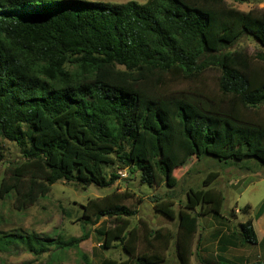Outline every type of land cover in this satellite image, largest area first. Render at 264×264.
<instances>
[{
  "label": "trees",
  "instance_id": "16d2710c",
  "mask_svg": "<svg viewBox=\"0 0 264 264\" xmlns=\"http://www.w3.org/2000/svg\"><path fill=\"white\" fill-rule=\"evenodd\" d=\"M226 1L0 0V135L22 156L2 178L0 198L14 195L24 209L59 180L108 187L118 178L108 166L139 171L142 185L174 187L172 172L189 149L197 159L254 158L264 166V53L231 49L242 37L264 46V10ZM209 71L214 87L205 82ZM217 176L209 171L201 188L188 189L175 235L141 219L131 227L137 210L124 203L126 192L81 205L83 218L108 222L101 246L118 242L126 255L97 264H163L173 238L179 264H190L199 216L221 218L224 197L209 187ZM172 204L159 201L156 210L173 218ZM238 236L257 243L252 219ZM86 238L1 233L0 247L38 255L53 245L48 260L57 262Z\"/></svg>",
  "mask_w": 264,
  "mask_h": 264
},
{
  "label": "rangeland",
  "instance_id": "374dc122",
  "mask_svg": "<svg viewBox=\"0 0 264 264\" xmlns=\"http://www.w3.org/2000/svg\"><path fill=\"white\" fill-rule=\"evenodd\" d=\"M85 1L118 4L127 1L145 3L147 0ZM226 3L241 11L264 10V0L250 3L227 0ZM231 49L252 56L264 53V46L249 37H242ZM213 74V71H209L205 76V82L209 87H214L215 84ZM180 86L185 87L188 84L183 82L175 85ZM261 113L264 114V107ZM21 158L17 144L0 135V184L8 173V167ZM116 168V166L106 168V174L115 171L118 175L114 183L108 187L95 185L83 187L72 181L59 180L50 186L44 197L24 209L16 207L14 195L5 199L0 198V234L21 233L36 235L42 239L50 237L54 240L87 234V238L79 243L77 249L63 251L57 262L48 260L53 245L47 252L38 255L29 252L23 245H10L6 249L0 247V264H97L104 257L125 259L126 255L118 242L107 249L101 246L100 233L108 225L107 220L105 218L95 220L93 215L83 218L81 205L111 192H126L129 196L124 203L137 210L129 219L131 227L138 225L141 219L146 222L149 229L170 230L175 235L178 230V211L185 205L186 192L190 187L201 188L202 181L209 171L218 172V176L209 187L219 191L224 197L220 209L221 218L216 219L211 213L199 216L197 229L190 243V264H217L222 258L238 264L255 261L264 264V211L259 213L260 204L264 201V166L254 158H245L236 164L226 165L223 161L211 157L197 159L189 149L185 163L172 172L177 179L174 187H166L164 184L142 185L139 171ZM121 171H125L126 176L122 177ZM167 199L173 202L171 205L173 218L156 210L157 202ZM198 211L197 207L194 213ZM247 219L253 221L258 237L256 244L240 243L239 224ZM162 253L163 264H179L175 252V238Z\"/></svg>",
  "mask_w": 264,
  "mask_h": 264
},
{
  "label": "built area",
  "instance_id": "2783aa9c",
  "mask_svg": "<svg viewBox=\"0 0 264 264\" xmlns=\"http://www.w3.org/2000/svg\"><path fill=\"white\" fill-rule=\"evenodd\" d=\"M120 175H121L122 177L126 176L125 171H121V172H120Z\"/></svg>",
  "mask_w": 264,
  "mask_h": 264
}]
</instances>
